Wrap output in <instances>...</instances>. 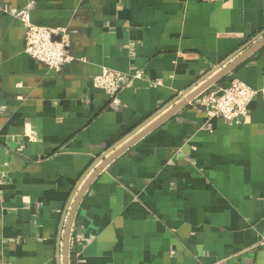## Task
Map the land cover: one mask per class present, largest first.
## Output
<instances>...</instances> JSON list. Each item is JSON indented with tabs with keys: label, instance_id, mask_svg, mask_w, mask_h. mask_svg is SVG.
Segmentation results:
<instances>
[{
	"label": "crops",
	"instance_id": "0c3cea01",
	"mask_svg": "<svg viewBox=\"0 0 264 264\" xmlns=\"http://www.w3.org/2000/svg\"><path fill=\"white\" fill-rule=\"evenodd\" d=\"M27 8L66 30L59 71L27 53ZM262 31L264 0H0V264H63L97 158ZM105 68L143 77L117 104ZM233 77L257 91L240 123L189 103L100 172L71 264H264V45L207 90Z\"/></svg>",
	"mask_w": 264,
	"mask_h": 264
},
{
	"label": "built area",
	"instance_id": "2783aa9c",
	"mask_svg": "<svg viewBox=\"0 0 264 264\" xmlns=\"http://www.w3.org/2000/svg\"><path fill=\"white\" fill-rule=\"evenodd\" d=\"M26 25V51L33 58L43 62L49 68L59 71L70 60L68 49V36L62 27L39 26L31 21L29 9H23L18 13ZM60 36V39H56ZM140 70L134 73H123L105 68L93 77L96 87L105 90L120 104V92L130 87L134 80L142 78ZM159 80L151 81L153 86L160 85ZM257 91L238 77H233L219 91H204L190 103L203 109L209 118L223 117L230 123H240L248 114L251 101Z\"/></svg>",
	"mask_w": 264,
	"mask_h": 264
},
{
	"label": "water",
	"instance_id": "95a60500",
	"mask_svg": "<svg viewBox=\"0 0 264 264\" xmlns=\"http://www.w3.org/2000/svg\"><path fill=\"white\" fill-rule=\"evenodd\" d=\"M60 39V37H55ZM264 45V31L251 39L241 49L236 51L232 56L225 59L222 63L215 66L202 79L195 83L189 89L180 93L175 99L167 104L160 111L152 115L149 119L139 125L124 139L113 145L105 153L97 158L93 166L84 174L77 185L72 201L65 213L63 223V237L61 245V253L63 264H71L70 260V242L71 233L81 201L94 179L103 171L113 160L129 150L138 140L145 136L148 132L161 125L169 119L179 109L189 104L197 96L206 91L217 81L231 72L238 64L244 61L247 57L255 53Z\"/></svg>",
	"mask_w": 264,
	"mask_h": 264
}]
</instances>
